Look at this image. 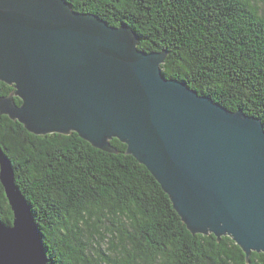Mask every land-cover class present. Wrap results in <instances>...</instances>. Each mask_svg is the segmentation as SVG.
<instances>
[{
    "label": "water",
    "instance_id": "95a60500",
    "mask_svg": "<svg viewBox=\"0 0 264 264\" xmlns=\"http://www.w3.org/2000/svg\"><path fill=\"white\" fill-rule=\"evenodd\" d=\"M125 25L66 0H0V115L29 133L78 137L144 166L192 234L229 236L246 258L264 253V127L186 82L162 75L165 53L137 49ZM18 98L21 104L14 103ZM12 222H0V264H47L39 230L0 151Z\"/></svg>",
    "mask_w": 264,
    "mask_h": 264
},
{
    "label": "trees",
    "instance_id": "16d2710c",
    "mask_svg": "<svg viewBox=\"0 0 264 264\" xmlns=\"http://www.w3.org/2000/svg\"><path fill=\"white\" fill-rule=\"evenodd\" d=\"M66 1L131 29L138 50L165 53L164 77L264 127V0ZM13 91L0 82V97ZM109 144L115 153L76 133L36 136L0 115V151L30 207L47 264H264V253L246 258L229 236L190 233L126 145ZM0 222H12L1 184Z\"/></svg>",
    "mask_w": 264,
    "mask_h": 264
},
{
    "label": "rangeland",
    "instance_id": "374dc122",
    "mask_svg": "<svg viewBox=\"0 0 264 264\" xmlns=\"http://www.w3.org/2000/svg\"><path fill=\"white\" fill-rule=\"evenodd\" d=\"M101 249L105 251L106 246L105 245H102Z\"/></svg>",
    "mask_w": 264,
    "mask_h": 264
}]
</instances>
